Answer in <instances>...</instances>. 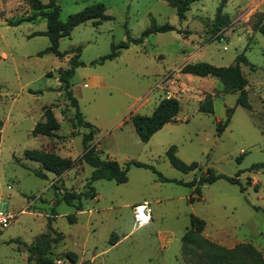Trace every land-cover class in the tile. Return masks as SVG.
<instances>
[{"label": "rangeland", "instance_id": "rangeland-1", "mask_svg": "<svg viewBox=\"0 0 264 264\" xmlns=\"http://www.w3.org/2000/svg\"><path fill=\"white\" fill-rule=\"evenodd\" d=\"M40 1H53L61 21L94 3L103 4L108 18L80 23L61 37L58 50L69 52L59 58L38 54L49 45L39 32L46 30L42 12L50 7L34 10L28 0H0V210L25 209L0 232V264H35L26 247L41 234H61L49 251L59 264H72L67 251L77 254L75 264H184L181 237L190 214L205 221L208 239L228 248L248 242L264 257V34L253 28L257 12L264 15V0H225L222 13L230 23L218 32L213 21L222 0L195 1L183 19L165 0ZM29 15L34 18L8 24ZM152 19L175 29L152 33L142 43L120 49L117 57L92 63L108 54L112 44L126 40L127 33L140 36ZM76 47L82 65L72 73L70 90L82 118L95 127L90 144L103 159L149 165H130L124 183L93 180L96 198L81 197L79 211V202L67 204L54 189L87 191L94 170L80 160L84 129L75 127V110L58 81ZM239 53L248 62L239 66L247 80L249 108L236 103L238 91L223 92L218 78L180 72L190 62L235 64ZM203 93L214 96L212 112L198 109ZM164 96L176 97L180 109L174 120L142 142L130 117L151 114ZM46 106L58 120L59 136L31 134ZM228 108L229 121L218 135L216 125L227 119ZM171 145L179 159L195 162L197 168L184 173L172 167L166 156ZM32 148L69 157L74 165L60 176L44 171L45 177H38L31 169H41L39 163L24 157ZM207 169L238 182L218 178L201 185L200 197L193 194L189 201L193 187L179 181L198 179ZM145 200L151 220L135 227L133 206ZM69 214H75V222Z\"/></svg>", "mask_w": 264, "mask_h": 264}, {"label": "trees", "instance_id": "trees-1", "mask_svg": "<svg viewBox=\"0 0 264 264\" xmlns=\"http://www.w3.org/2000/svg\"><path fill=\"white\" fill-rule=\"evenodd\" d=\"M170 6L174 7L176 14L179 19L185 17V12L190 8L191 4L198 0H165ZM225 0H222L220 5L217 7L215 12V17L213 21V30L215 32L220 31L224 26L230 23L228 15L222 13V7ZM29 6L34 10H42L46 7H50L49 11L42 12L46 18V30L39 32L44 34L49 39L48 47L39 52L52 53L59 58H62L69 51L60 52L58 50L59 39L63 36H68L72 29L85 21L93 20L94 24H97L99 20L107 19L108 15L104 13V6L102 3H94L83 10L71 14L67 17L65 21L59 19V7L54 5L53 1L48 4H43L40 0H28ZM264 17L263 12H257V18L253 23V28L264 34V23L260 21V18ZM34 15H29L22 17L15 21H9V25H16L22 21L31 20ZM175 27L169 23L156 24L152 19L148 27H146L138 37H130L127 33L126 40L119 43L111 45V51L108 54L100 56L98 59L92 61V63H103L105 60H111L118 56L120 49L126 48L129 43L140 44L143 40L152 33L165 32L169 30H174ZM70 51H75V54L68 60L69 67L65 69H60L58 81L61 83L66 96L68 97L72 107L75 110V127H81L84 129L82 132V146L83 153L80 160L85 161L91 167L93 171L86 183L87 191H64L60 193L54 187L55 193L60 195V200L66 202L67 204H73L74 201L79 202L81 197L93 198L95 192L91 186V182L96 179H108L114 180L117 183H124L127 181V171L130 165L137 167H148L149 165L135 161L128 160L121 165L118 161L114 159H103L94 150L93 145L90 141L93 139L95 134V127L85 121L81 113L78 110L77 99L72 95L70 87L72 84L70 78L76 67L82 65V62L78 60L80 48L76 47ZM247 64V59L243 53H239L235 58V64L228 66H215L208 62L198 61L190 62L181 66V73H188L192 75H197L201 77L212 76L218 78L223 85V92H235L238 91V97L236 103L249 108V102L247 99V93L244 89L246 85V78L244 77L239 63ZM251 68H254L251 65ZM211 94H205L203 99L199 101L198 109L204 112H212ZM180 109L179 100L176 97H162L151 114H134L130 117L131 124L138 138L142 142H147L149 138L157 130H159L164 124L174 120L176 114ZM232 112V108L227 109L228 117L224 122L219 121L216 125L217 134L220 135L229 121V115ZM43 120H39L35 123L31 130L33 136H59L56 130L59 128V123L50 107H43L42 112ZM3 125V121L0 118V127ZM73 129L74 126H72ZM176 146L171 145L166 150V156L172 167L180 170L181 172L188 173L197 168L195 162L185 163L179 159L176 155ZM24 157L40 164L41 169H31V171L38 177L44 178V171L53 172L56 176H60L63 172L70 169L75 160L69 157H62L59 154L51 151H46L42 149L32 148L26 149L24 151ZM260 165H264V162ZM25 166V165H24ZM224 177L232 183H237L238 180L235 177H225L223 175L215 174L211 169H207L203 174L200 175L198 179L194 178L190 181L180 183L186 184L193 187L192 194L189 196L188 200H193V194L200 197V186L203 184H209L214 182L216 179ZM76 210H81V203L75 205ZM70 222H75V214L67 215ZM49 229H52L50 223L47 224ZM205 227V221L193 214L189 216V226L183 233L181 237V250H182V262L184 264H264V257L261 252L256 249L251 243L239 242L233 247H225L213 240L208 239L203 235V230ZM61 237V234L57 237H51L47 234H41L36 238L33 243L27 245L26 250L34 256L35 264H55L54 260L49 256L50 246L57 239ZM196 255V259L187 257V255ZM76 253L72 251H67L65 257L72 263L76 262Z\"/></svg>", "mask_w": 264, "mask_h": 264}, {"label": "built area", "instance_id": "built-area-1", "mask_svg": "<svg viewBox=\"0 0 264 264\" xmlns=\"http://www.w3.org/2000/svg\"><path fill=\"white\" fill-rule=\"evenodd\" d=\"M169 97V96H166ZM25 209L19 210L17 213H11L9 211L0 210V232L5 229L15 218L23 213ZM152 209L148 201L137 203L133 206V224L134 226H142L151 220ZM56 264L60 263V260L55 261Z\"/></svg>", "mask_w": 264, "mask_h": 264}, {"label": "crops", "instance_id": "crops-1", "mask_svg": "<svg viewBox=\"0 0 264 264\" xmlns=\"http://www.w3.org/2000/svg\"><path fill=\"white\" fill-rule=\"evenodd\" d=\"M223 89V88H222ZM207 93V92H206ZM206 93H203L202 95H199L198 97V99H199V101L201 100V99H203V97L205 96V94ZM213 95V94H212ZM214 97V96H213ZM162 98V97H161ZM160 98V99H161ZM80 132H84V130H81ZM28 160H30V159H28ZM40 165V164H39ZM51 182H53V180L51 181ZM53 184V183H52ZM52 184H50V185H52ZM93 198H96V193H95V196L93 197ZM92 198V199H93ZM77 211H79V210H77ZM77 255V254H76ZM80 259H81V257H79ZM86 264H93V262L91 261V260H88V262L86 263Z\"/></svg>", "mask_w": 264, "mask_h": 264}]
</instances>
